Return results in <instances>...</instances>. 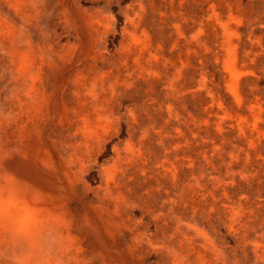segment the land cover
<instances>
[{
  "label": "rangeland",
  "instance_id": "rangeland-1",
  "mask_svg": "<svg viewBox=\"0 0 264 264\" xmlns=\"http://www.w3.org/2000/svg\"><path fill=\"white\" fill-rule=\"evenodd\" d=\"M0 264H264V0H0Z\"/></svg>",
  "mask_w": 264,
  "mask_h": 264
}]
</instances>
